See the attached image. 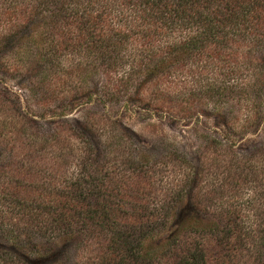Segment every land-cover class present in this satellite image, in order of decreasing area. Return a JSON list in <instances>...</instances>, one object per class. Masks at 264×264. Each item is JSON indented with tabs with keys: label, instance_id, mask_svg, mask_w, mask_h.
Segmentation results:
<instances>
[{
	"label": "trees",
	"instance_id": "trees-1",
	"mask_svg": "<svg viewBox=\"0 0 264 264\" xmlns=\"http://www.w3.org/2000/svg\"><path fill=\"white\" fill-rule=\"evenodd\" d=\"M6 48L29 55V70L63 77L69 106L167 113L175 98L187 114L211 100L222 125L243 102L264 117V0H0V65ZM98 143L82 140L76 175L51 183L25 222L36 232L15 236L14 257L0 253V264H62L78 249L89 257L76 264H262V231L253 243L238 209L198 200V172L191 189L151 205L143 169L108 168L102 181Z\"/></svg>",
	"mask_w": 264,
	"mask_h": 264
},
{
	"label": "rangeland",
	"instance_id": "rangeland-1",
	"mask_svg": "<svg viewBox=\"0 0 264 264\" xmlns=\"http://www.w3.org/2000/svg\"><path fill=\"white\" fill-rule=\"evenodd\" d=\"M38 29V33L43 30ZM35 39L40 40L38 34ZM31 43L27 41V46ZM1 61L2 255L14 257L10 248L15 236L26 239L36 232L25 222L32 221L37 203L46 204L54 180L76 175L82 140L91 136L99 142L94 159L104 164L102 181L108 168L128 177L143 169L145 175L149 173L143 180L144 190L151 205H157L172 189L184 193L191 189L193 184L187 180L196 171L193 190L198 200L207 202L210 210L238 209L240 225L254 235L253 243L258 241L259 231L264 234V117L250 118L255 111L245 102L233 114L230 125L217 119L211 100L190 103L189 107L196 109L187 114L179 112L175 98L167 113L138 108L124 113L112 103L99 101L69 106V83L63 77L29 70L30 57L24 52L9 51ZM190 81L195 84L192 78ZM81 250L65 254L62 264H76L89 257ZM252 252L248 245L242 254L246 259ZM258 260L264 264V248Z\"/></svg>",
	"mask_w": 264,
	"mask_h": 264
}]
</instances>
